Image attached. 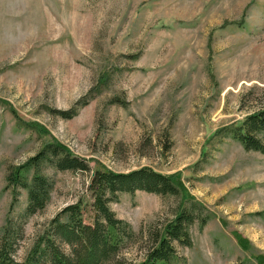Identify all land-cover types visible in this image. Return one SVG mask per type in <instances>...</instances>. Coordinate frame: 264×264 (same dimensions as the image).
I'll return each mask as SVG.
<instances>
[{"label":"rangeland","instance_id":"1","mask_svg":"<svg viewBox=\"0 0 264 264\" xmlns=\"http://www.w3.org/2000/svg\"><path fill=\"white\" fill-rule=\"evenodd\" d=\"M0 100V236L26 203L20 190L11 205L8 168L57 141L92 170L176 174L211 215L190 227V247L174 243L181 264H264V154L216 134L264 105V0H0ZM43 171L50 200L23 220L18 261L64 206L80 200L93 221L91 170ZM179 199L137 190L110 202L139 236L120 255L140 260Z\"/></svg>","mask_w":264,"mask_h":264},{"label":"trees","instance_id":"2","mask_svg":"<svg viewBox=\"0 0 264 264\" xmlns=\"http://www.w3.org/2000/svg\"><path fill=\"white\" fill-rule=\"evenodd\" d=\"M0 104L7 103L0 100ZM9 111L17 126L38 135L46 132L37 123L22 120L12 108ZM55 112L63 118H71L76 114V109ZM216 134L237 140L246 150L264 154V105L241 121L219 129ZM44 167L80 172L91 170L88 190L92 197L93 221L84 222L80 200L64 206L35 237L25 258L18 261L14 255L23 237V220L41 211L50 200L54 184L43 171ZM5 181V189L11 193V205L18 201L20 190L26 191V203L19 215L20 222H6L3 226L0 264H181L174 243L190 247V227L195 222L202 227L211 217L207 211L202 214V203L191 196H184L176 174H165L150 166L127 172L113 171L105 166L92 170L85 158L73 154L57 141L43 143L23 163L10 166ZM137 190L178 196L180 199L171 218L146 231L144 240L147 246L142 258L128 261L120 252L130 241H137L139 236L127 221L116 217L109 203L117 201L121 193H134Z\"/></svg>","mask_w":264,"mask_h":264}]
</instances>
